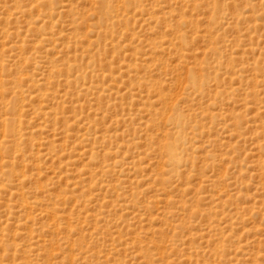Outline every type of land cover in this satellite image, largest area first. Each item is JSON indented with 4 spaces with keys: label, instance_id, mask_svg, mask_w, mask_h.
<instances>
[{
    "label": "rangeland",
    "instance_id": "rangeland-1",
    "mask_svg": "<svg viewBox=\"0 0 264 264\" xmlns=\"http://www.w3.org/2000/svg\"><path fill=\"white\" fill-rule=\"evenodd\" d=\"M0 264H264V0H0Z\"/></svg>",
    "mask_w": 264,
    "mask_h": 264
},
{
    "label": "bare ground",
    "instance_id": "bare-ground-1",
    "mask_svg": "<svg viewBox=\"0 0 264 264\" xmlns=\"http://www.w3.org/2000/svg\"><path fill=\"white\" fill-rule=\"evenodd\" d=\"M108 3V2H107ZM176 150V149H175Z\"/></svg>",
    "mask_w": 264,
    "mask_h": 264
}]
</instances>
